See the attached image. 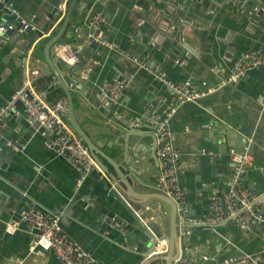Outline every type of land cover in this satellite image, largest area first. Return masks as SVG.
<instances>
[{
	"label": "crops",
	"instance_id": "0c3cea01",
	"mask_svg": "<svg viewBox=\"0 0 264 264\" xmlns=\"http://www.w3.org/2000/svg\"><path fill=\"white\" fill-rule=\"evenodd\" d=\"M95 1H89L83 10L80 9L86 3L85 0L76 1L67 31L50 49L51 58L56 59V54L62 55L68 47L75 46L72 40L82 36L80 31L83 25H88L91 12L108 18V23L102 27L103 38L97 39L99 49L92 54L79 75L81 92L70 89L75 118L85 133L116 166L121 164L127 168L128 162H136L133 158L137 151L134 145L136 137L130 136L125 142V129L121 125L131 126L136 122L134 118L138 119L146 111L149 114L163 111L168 105L171 94L168 87L152 73L138 68L122 51L157 65L165 79L172 82L190 78L203 94L195 102L179 105L169 118L172 140L180 151L183 164L179 179L187 191V209L194 217L203 216L210 197L227 187L233 171L229 148L234 146V139L231 135L227 140L223 126L226 123L247 138L246 147H238L253 157L245 180L250 192L259 199L264 214V100H260L264 93V67L253 69L235 81H227L233 59L241 50L252 48L264 52V31L257 35L245 28L244 11L228 6L226 0H202L198 10L189 6L197 0H186V12L191 16H194V12L198 15L192 17L191 26L186 27V30H195V36L192 40L193 55L188 58L190 70L184 74L177 69L180 66L177 62H170L171 51L168 48L173 16V12L168 10L171 4L176 6L174 11L184 4L172 3L171 0H147L149 6L141 7L138 3L140 0H106L100 5ZM7 2L25 20L40 14L37 26L41 33L27 53L19 54V46L10 42L0 47V109L15 90L21 77V62L25 57V75L28 69L38 71L32 85L43 100L51 105L59 97L65 96V93L60 86L51 85L54 75L45 61V43L57 32L70 0ZM55 3L59 4L62 17L49 25L45 19L47 8ZM146 20L157 25L163 24V27H158L155 39H148L150 31L147 30L141 34L142 40L138 42L137 26ZM43 33L48 34L43 36ZM246 44L252 46L248 47ZM64 71L69 75L74 74L71 69L64 68ZM117 78L124 85L119 107H112V111H108L106 105L97 106L100 86ZM65 114L66 112L64 119ZM15 117L10 119L12 128L8 131L16 144L19 143V148L13 147L16 150L13 158L9 157L7 151H0V190L13 189L14 198L22 195V191L14 184L19 179L23 184L27 177L38 178L32 166L34 163L44 168L52 185L68 187L77 173L67 161L52 156L46 148L47 140L38 132L17 136L14 129H18L19 118ZM203 117L220 123L218 126L212 123L199 125L198 122ZM111 118H115L117 122H113ZM146 122L142 124L138 121L136 124L140 129L149 130L151 124ZM204 148H212L213 153L200 154V150ZM158 151L159 148L156 150L157 157ZM206 157H210V165H200V161ZM105 164L114 172L109 162L106 161ZM146 178L149 182L144 180L142 192L157 190L154 187L156 175L153 173ZM90 183L88 192L92 185L95 191L100 192L97 182L91 180ZM37 187L39 186L30 190L33 197L41 190ZM122 197L109 198L112 202L110 215L126 222L142 217L157 229L158 235L168 234L167 205L154 198L146 204L133 203L140 210L139 215H135L125 195ZM92 202L90 199L88 208H79L77 216H68L64 222L60 215L63 232L91 255V264H143L139 260L140 253L136 250L140 241L125 239L111 225L112 229L104 230L106 222L98 216L100 211ZM21 203L22 200L19 203L16 201L11 210L14 212L15 207ZM24 227L12 233H5L0 227L3 232L0 234V264H64L52 250L33 247L30 228L27 225ZM186 239L185 253L202 264H214L240 254H250L256 264H264V222L255 223L250 230H242L223 222L214 230L192 229ZM133 242L135 244L132 246ZM149 264L163 262L158 260Z\"/></svg>",
	"mask_w": 264,
	"mask_h": 264
},
{
	"label": "water",
	"instance_id": "95a60500",
	"mask_svg": "<svg viewBox=\"0 0 264 264\" xmlns=\"http://www.w3.org/2000/svg\"><path fill=\"white\" fill-rule=\"evenodd\" d=\"M76 1L77 0H70L64 18L61 21L60 26L57 28V32L45 43V61L50 66L54 77L58 80V86H60L61 90H63L67 99V109L64 121L85 143L91 156L106 176L102 177L101 173H92L88 176L82 177L77 170L67 162L77 174H74V177L68 187L62 188L57 184L52 185V183L49 182L50 179L46 176L45 171L43 170L44 168L41 167L40 164L37 165L34 163L32 166L35 169V174L38 178L34 179L33 177H27L25 178L23 184H21L20 179L14 184L22 191V195L20 194L14 198L13 189L8 188V190H0V227L3 228V232L7 233L6 228L8 223L11 221H17L19 222V225L16 230L25 228V224L20 223L19 220L20 212L30 206L41 211L59 213L61 217L64 218V222V220L68 219V216H77L80 211L79 208H88L89 206H87V203L90 199H92V203L96 204L98 210L100 211L98 212V216L106 222L104 230L112 229L110 227L111 225L114 229H116V232L125 239L131 241L137 239L140 241V245H138L136 250L140 253L139 255L141 258L139 260H142L143 264L153 263L158 260H162L163 264H172L179 252L185 251V247L179 245L180 228L189 230L192 227L198 228L199 225L190 223L189 219L194 218V214L188 210L187 207L186 209L182 207L179 208L176 202L169 196L159 192L158 190L145 193L142 192L145 185L144 180L149 182L146 176L153 175V173L156 175L158 173V158L156 156V150L161 146L157 140L158 134L155 132V128L152 125L149 127V130H145L140 129L136 124L138 121H141L142 124H146L149 111H146V114L140 116L138 119L136 118L137 120L134 118L136 121L135 124H131V126H128L127 124L121 125V127L125 129V142L130 136L136 137L134 145L137 147V151L133 156V158L136 159V162L131 160L127 163V168L123 167L121 164L116 166V164L113 163L112 160L89 138L77 122L74 115V103L70 89L79 90V92H81V81L79 80V75L83 68L88 64L92 54L99 49L100 44L97 42V39H99L98 35L101 28L92 29L86 24L83 25L80 31L82 36L72 40L75 46H71L70 48L68 47L66 52L62 55L56 54V59H53L50 56V49L53 48V44H55V42L68 29ZM89 1L93 0H85L86 3L83 4L80 10H83ZM103 1L106 0H96L95 2L97 5H100ZM171 2L180 5L184 4V6L178 7L177 10L174 11L176 6L175 4H171L170 10H168L170 13L173 12V16L171 18V35L168 40V48L171 51L169 58L171 63H174L175 61L178 65H180L179 68H177L180 72L186 74L190 70V60L188 58L193 55L192 40L195 36V30H186V27L191 26V18L196 17L195 15H198V13L194 12V16H191L186 12V0H171ZM201 2L202 0H197L189 6H191L192 9L198 10ZM226 3L229 4L228 6L230 7L232 6L238 8L241 12L244 11L245 14L243 18L244 23L246 24L245 28L251 29V31L257 35L264 31V0H226ZM58 5V3L51 4L47 8L45 19L46 21L48 20L49 25L57 21L61 15ZM247 9L249 10L247 11ZM93 14L94 12H91L90 17ZM40 18V14L35 15L32 19L27 20L28 25L26 26L21 23V16L17 13H12L9 9L5 8L2 3H0V47L5 46L7 42H10L19 46V54L27 53L30 46L35 42L37 37L40 36L41 32L37 26ZM161 18L162 16H160V19ZM180 21H183V23ZM160 25L162 26L163 24H153L149 20H146L144 23L138 25L136 41L139 42L142 40L141 34L147 30L150 31L148 39H155L158 33L157 29ZM102 27H105V25H102ZM170 32H168V34H170ZM250 35L252 34L250 33ZM142 43L144 44L145 41ZM246 45H248V47L252 46L250 44ZM250 49L252 48H247L245 50ZM25 60L26 57L25 59H22L21 77H19L15 89L25 77ZM64 68L71 69L74 74L69 75L64 71ZM119 79L120 78H117V80ZM187 80L193 81L190 78H181L180 82ZM98 91L100 95L98 97V101L96 102L97 106L106 105L108 111H112V107L115 109L119 107L120 102L113 103L109 100L108 95L105 92L101 90ZM16 106L20 112L18 117H15L13 113H7L0 119V151H7L10 158L14 157L16 151L13 147L15 146L16 148H19V143L16 144L15 140L12 139L8 131V129L12 128V124L9 122L12 117L19 118L18 129H14L17 136L21 137L23 134L27 135L38 132L45 138V140H48V136L39 122H30L27 119L26 114L23 112V107L20 106L19 103H17ZM99 111L101 112V108ZM111 120L113 122H117L115 121V118H111ZM198 123L199 125L212 123L215 126H218L220 122H218V120H210L208 117H203V119L199 120ZM223 126L227 140H229L232 135L234 139V146L241 148L246 147L247 138L244 134L235 130L232 125L230 126L225 123ZM20 132H22V134H20ZM50 152L53 157L62 158L61 156L54 154L52 151ZM199 153L202 155L212 154L213 149L204 148L201 149ZM215 157H217V154ZM209 158L210 157H206L201 160L200 165H210ZM106 161L113 166L114 172L110 171L108 166L105 164ZM125 175H127V177H124ZM91 180H94L99 184L100 192L95 191L93 185L90 188V192L87 191V187L91 184ZM35 186H39L37 189L41 188V190L36 194V197H33L30 190L34 189ZM122 194L125 195L126 200L133 209V213L135 215L136 213L139 215L140 210H138L137 207H134L133 203L146 204L150 199L154 198L167 205L169 207L168 234L166 236H162V234L158 235L157 229L155 230V227L150 222L145 221L142 217L141 219L136 217L132 221L126 222L118 220L117 216L110 215V212L112 211V202L109 198L122 197ZM21 200L22 203L16 206L13 212L11 209L13 208L14 203L16 201L19 203ZM111 218L114 220H111ZM219 224H216L214 228ZM3 232L0 228V234H3ZM29 232L32 236L31 243H34L38 231L35 228H30ZM161 238H165L166 244L162 246L163 252L159 253L156 252V250L160 246L159 240H161ZM134 244L135 242H133L132 246Z\"/></svg>",
	"mask_w": 264,
	"mask_h": 264
},
{
	"label": "built area",
	"instance_id": "2783aa9c",
	"mask_svg": "<svg viewBox=\"0 0 264 264\" xmlns=\"http://www.w3.org/2000/svg\"><path fill=\"white\" fill-rule=\"evenodd\" d=\"M0 3L12 13H16L15 9L6 0H0ZM61 17L62 15L58 20ZM21 23L28 25V21L23 18ZM107 23L108 18L100 13L93 14L88 20V25L91 28H101L98 35L100 40L103 36L102 25ZM47 34L43 33V36ZM121 53L128 57L138 68L152 73L163 81L171 92L166 108L163 111L149 114L146 120L155 128V132L158 134L157 140L161 144L157 157L158 173L155 178V187L159 192L172 198L179 208L186 209L187 191L179 179L183 164L180 159V151L172 140L169 118L179 105L186 102H195L203 93L200 92L198 85L193 81L172 82L165 79L157 65L126 51ZM261 67H264V52L254 49L241 50L233 59L231 73L227 81H235L245 76L249 71ZM37 74L38 71L35 69L27 70L21 83L1 107L0 119L7 113H13L18 117L20 112L16 105L19 103L23 107L27 119L30 122H39L44 128L48 136L46 141L48 150L61 156L82 177L92 173H101V176L105 177L106 175L91 156L88 147L64 121L63 115L67 109L66 97L61 96L53 104L48 105L32 85L33 78ZM51 85H58V80L54 76ZM123 88V83L118 80L106 82L100 86V90L105 92L113 103L119 102ZM260 100H264V93L260 96ZM229 154L233 171L227 187L210 197L207 211L203 216L189 219L190 223L198 224V228L192 227L189 230L180 228V246L185 247L186 238L192 229L214 230L216 224L227 222L242 230H250L255 223L264 222L260 201L250 192L245 180L247 169L253 161L252 155L236 146H230ZM60 219L59 213L41 211L30 206L20 212L19 220L20 223L37 229L38 234L33 247L52 250L64 264H91L93 261L91 255L62 231ZM112 220L114 219L112 218ZM18 225L19 222L17 221L9 222L6 228L7 233L14 232ZM165 244L166 240L161 238L159 240L160 246L156 252H163L162 246ZM172 264H202V262L189 257L185 251H180ZM214 264H256V262L250 254H240L222 259Z\"/></svg>",
	"mask_w": 264,
	"mask_h": 264
},
{
	"label": "trees",
	"instance_id": "16d2710c",
	"mask_svg": "<svg viewBox=\"0 0 264 264\" xmlns=\"http://www.w3.org/2000/svg\"><path fill=\"white\" fill-rule=\"evenodd\" d=\"M138 3L141 7H148L149 6V2L147 0H140Z\"/></svg>",
	"mask_w": 264,
	"mask_h": 264
}]
</instances>
